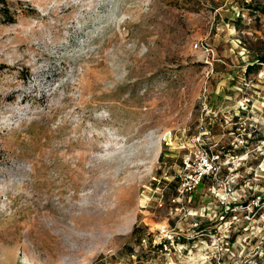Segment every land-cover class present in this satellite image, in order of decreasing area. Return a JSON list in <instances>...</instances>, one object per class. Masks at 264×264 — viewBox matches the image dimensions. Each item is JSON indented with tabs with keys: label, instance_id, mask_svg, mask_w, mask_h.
I'll list each match as a JSON object with an SVG mask.
<instances>
[{
	"label": "rangeland",
	"instance_id": "374dc122",
	"mask_svg": "<svg viewBox=\"0 0 264 264\" xmlns=\"http://www.w3.org/2000/svg\"><path fill=\"white\" fill-rule=\"evenodd\" d=\"M247 2L264 4L0 0V264H200L225 237L253 239L250 264H264V223L195 225L218 223L225 182L241 195L230 206L264 194L251 176L264 167V63L244 71L264 51V14ZM200 130L242 155L171 214L168 183ZM161 226L189 251L157 247Z\"/></svg>",
	"mask_w": 264,
	"mask_h": 264
},
{
	"label": "built area",
	"instance_id": "2783aa9c",
	"mask_svg": "<svg viewBox=\"0 0 264 264\" xmlns=\"http://www.w3.org/2000/svg\"><path fill=\"white\" fill-rule=\"evenodd\" d=\"M194 46L197 47L198 44L194 43ZM199 47L207 50V47L202 44H200ZM204 135L205 130H200L197 133L185 137L186 152L181 160L180 173L178 174L179 183L175 195L170 197V202L173 206L170 207L171 214L189 213L186 204L189 202L191 194L202 181L207 177L217 180V176L223 165V160L218 151L213 150L205 144ZM234 194V191L230 187V182H225L223 184V196H221L224 208L221 211L220 218H223V214L228 212L236 213L241 211L244 213V217L247 220L255 218L256 215L260 219H264V199H262L260 195L255 196L247 206L240 208L236 205L230 206L229 200L235 199ZM236 217V215H233L229 222H233ZM158 234L162 237H166L168 240V242L163 244V247H166V244H168L177 248L179 253L183 249L187 252L189 251L184 244L174 241L177 235L175 227L169 228L167 226H161L158 228ZM226 243L227 242L223 238L213 241V254L204 256L200 264H250L251 259L257 255V253H254L247 256V254L239 253L236 260L230 261L225 256L227 251ZM190 264L196 263L191 262Z\"/></svg>",
	"mask_w": 264,
	"mask_h": 264
},
{
	"label": "trees",
	"instance_id": "16d2710c",
	"mask_svg": "<svg viewBox=\"0 0 264 264\" xmlns=\"http://www.w3.org/2000/svg\"><path fill=\"white\" fill-rule=\"evenodd\" d=\"M245 9H247L249 11L250 14L252 13H260V14H264V4H255L253 2H247L244 4L243 6ZM8 12H5V15H8L7 14ZM239 17V16H238ZM12 16H9L7 21H12ZM255 58L251 61H249L246 66H245V73L246 74H249L251 71H253L254 69L258 68L259 65H261L262 63H264V51H262L261 53H256ZM207 133V131H205V134ZM220 153V156L222 159H227L225 157H233V155H237V156H241L242 155V151H243V148H239L236 150L237 153L235 154H232L230 151V149H226V150H216ZM185 154V153H184ZM183 154V156H184ZM182 156V157H183ZM182 160V158H181ZM261 161V160H260ZM258 161L257 162V165L256 167L258 168L261 164V162ZM264 165V164H262ZM258 171H262L264 172V167H261L259 168ZM256 169L254 170V173H252V178L256 179L257 177H264L262 176L259 172H258ZM179 183V177L178 176H174L172 178V180L168 183L169 185H173V189H174V193L176 192V188H177V185ZM257 195H262V198H264V194H258V193H253V196L247 200H244L240 205H238L237 207H240L241 205L245 207V205L247 206L250 201ZM233 215H236V219L233 221V225H239V227L241 229H243L244 231L245 230H248L249 232L253 233V231H257V228L259 227V224H262L264 223V220H261L260 218L258 217H255L251 220H247L245 217H244V213L239 211V212H228L226 214H223V218H218L217 217V224L214 225V228L212 229H209L208 230V227L205 226L202 222L198 223V224H195L196 225V229L201 232V233H215L220 227H223L226 225V221L228 219H232V216ZM256 220V221H255ZM255 223V224H254ZM212 230V231H210ZM138 231H140L139 229V226L138 225H134L132 230H131V234L132 235H135ZM262 231L264 230H260L258 231L257 233L261 234ZM140 235V234H139ZM224 240L227 242L226 243V246H227V251L225 253V256L230 260V261H233V260H236L238 258V254L239 253H243V254H246V248L245 247H248L250 248L251 246V242L254 241L253 239H249L248 241L246 240H241V239H227L226 240V237L224 238ZM174 241L176 243H182L184 242L185 240H180L179 236H175L174 238ZM187 241V240H186ZM166 243L168 242L167 239H164L162 242H160L158 244L157 247L159 246H162L163 243ZM240 247H243L244 249H241V250H238ZM262 255V254H261Z\"/></svg>",
	"mask_w": 264,
	"mask_h": 264
},
{
	"label": "crops",
	"instance_id": "0c3cea01",
	"mask_svg": "<svg viewBox=\"0 0 264 264\" xmlns=\"http://www.w3.org/2000/svg\"><path fill=\"white\" fill-rule=\"evenodd\" d=\"M260 162H261V163H264V159H261ZM243 164H244V162L241 163V165H243ZM234 196H235V199L240 200V197H241L240 194L235 193ZM236 196H237V198H236ZM182 244H184L186 247L191 246V244H190L189 241H184V242H182ZM176 250H177V248H176ZM177 252H178V251H177ZM178 253H179V252H178Z\"/></svg>",
	"mask_w": 264,
	"mask_h": 264
}]
</instances>
